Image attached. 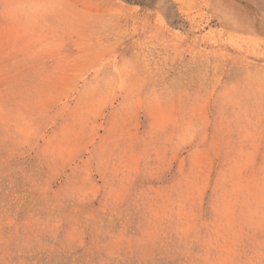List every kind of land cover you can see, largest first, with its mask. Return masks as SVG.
Masks as SVG:
<instances>
[{
	"label": "rangeland",
	"instance_id": "374dc122",
	"mask_svg": "<svg viewBox=\"0 0 264 264\" xmlns=\"http://www.w3.org/2000/svg\"><path fill=\"white\" fill-rule=\"evenodd\" d=\"M261 2L0 0V264H264Z\"/></svg>",
	"mask_w": 264,
	"mask_h": 264
},
{
	"label": "bare ground",
	"instance_id": "6f19581e",
	"mask_svg": "<svg viewBox=\"0 0 264 264\" xmlns=\"http://www.w3.org/2000/svg\"><path fill=\"white\" fill-rule=\"evenodd\" d=\"M224 2H226V1H224ZM230 2V1H229ZM226 5H229V3L228 2H226L225 3ZM254 7V6H253ZM261 9L263 10V12H264V4L261 2ZM252 18H253V15H252ZM258 22L257 23H254V24H251V25H249L248 27H251V28H254V27H262V28H264V21L262 20V19H258L257 20ZM257 30V29H256Z\"/></svg>",
	"mask_w": 264,
	"mask_h": 264
}]
</instances>
